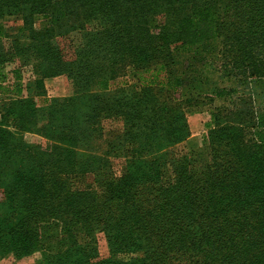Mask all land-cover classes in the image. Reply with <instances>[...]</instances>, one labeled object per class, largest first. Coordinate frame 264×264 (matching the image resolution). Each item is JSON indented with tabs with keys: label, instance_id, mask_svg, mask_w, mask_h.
<instances>
[{
	"label": "trees",
	"instance_id": "1",
	"mask_svg": "<svg viewBox=\"0 0 264 264\" xmlns=\"http://www.w3.org/2000/svg\"><path fill=\"white\" fill-rule=\"evenodd\" d=\"M17 10L25 26L0 28V64L26 53L40 71L28 97L0 104V252H39L38 264H264V0H0V17ZM37 14L48 24L35 27ZM94 22L66 57L58 37ZM218 54L233 81L203 73ZM129 66L144 71L141 86L112 88ZM63 73L73 92L39 105L44 79ZM215 98L231 102L211 112V163L164 164L158 153L191 133L187 108ZM106 118L124 121L126 171L76 185L108 164L78 157ZM76 223L131 258H100Z\"/></svg>",
	"mask_w": 264,
	"mask_h": 264
},
{
	"label": "rangeland",
	"instance_id": "2",
	"mask_svg": "<svg viewBox=\"0 0 264 264\" xmlns=\"http://www.w3.org/2000/svg\"><path fill=\"white\" fill-rule=\"evenodd\" d=\"M48 20L41 15L34 16V26L40 28L48 24ZM99 23L94 22L87 26V28L76 29L71 31L67 36L58 37V42L64 48L66 57H72L74 51L78 46L85 43V31L88 29H96L99 27ZM25 26V20L21 11L17 10L13 14H7L0 17V28L3 27L6 32L12 35H20L22 29ZM28 41V39H27ZM177 46V45H175ZM174 46V47H175ZM219 54L215 56L214 62L216 63L206 69H203L204 74H208L212 80L219 82L223 80L225 83L233 81L231 75L222 67ZM38 65L33 63L29 54L16 55L8 61L1 62L0 64V104L1 102L9 104L12 98L28 97L27 83L31 78L39 76ZM15 70H20V73H16ZM144 71L136 68L135 66H129L127 72L123 76H119L115 81L111 83L112 88H117L130 84L132 86L140 87L139 76ZM219 80V81H218ZM213 86H204L202 92L203 95L212 96ZM44 88L46 90V98H35L39 105H44L47 101L59 100L67 97L73 92L74 82L66 74H58L44 79ZM21 90V91H19ZM190 89L184 87L185 97L190 96ZM202 95V96H203ZM263 98L264 94L260 96ZM224 102L229 104L231 100L225 101V99L215 98L212 102L199 104L197 106H190L187 108V119L190 125L191 133L181 143L176 144L168 150H163L158 153L164 164L169 163L172 154L185 155L189 158L190 164L201 170L205 168L212 159V145L209 137L208 126L211 120V112L214 108L219 107ZM103 131L101 137L92 141L87 147H82L78 150L79 159H85L90 153L103 154L108 158V164L93 173V179L88 176H77L75 182L76 185L83 186L88 181L97 182L101 178H116L121 176L126 171L128 159L126 156V148L122 142L124 137V121L115 118H106L103 121ZM24 138L30 142L42 144L43 146H50V140L35 133H27ZM120 143V144H119ZM122 143V144H121ZM130 149V148H129ZM173 150V151H172ZM170 164V163H169ZM105 174H103L104 172ZM97 176L98 178H95ZM75 232L78 240L81 243H87L90 240H94L97 244L100 258L106 259L113 257L117 260L128 261L132 254L127 251L113 252L109 243V236L106 230L98 228L89 233L86 232L85 226L82 223L75 224ZM41 254L34 252L32 255L19 257L14 251L0 252V264H38Z\"/></svg>",
	"mask_w": 264,
	"mask_h": 264
}]
</instances>
